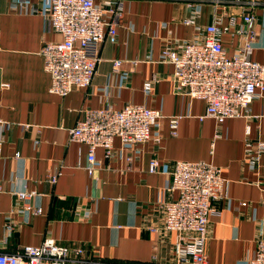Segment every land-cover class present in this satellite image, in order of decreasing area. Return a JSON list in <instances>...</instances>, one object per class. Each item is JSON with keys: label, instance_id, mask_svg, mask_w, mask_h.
<instances>
[{"label": "crops", "instance_id": "crops-1", "mask_svg": "<svg viewBox=\"0 0 264 264\" xmlns=\"http://www.w3.org/2000/svg\"><path fill=\"white\" fill-rule=\"evenodd\" d=\"M106 2L95 0L98 6ZM11 3L0 0V252L53 239L84 250L69 264H173L176 234L150 229L162 227V205L177 199L170 191L174 162L203 161L220 168L226 181L222 215L209 219L208 262L251 259L264 237V153L257 164L246 156L244 130L249 125L250 139L264 142V96L253 100L251 118L217 127L212 119H201L203 101L176 90L173 67L160 62V50L169 41L176 47L190 42L216 11L224 24L235 16L236 30L255 33L250 59L264 65V6L255 8L248 25L242 20L244 8L223 0H124L117 41L102 43L91 86L59 97L48 92L50 77L40 54L44 42L61 40L49 29V0H16L15 8ZM193 16L194 25L185 24ZM242 41L226 34L222 47L232 56ZM115 61L120 62L116 72ZM151 80L152 90L145 93L143 84ZM105 103L116 110L144 106L162 118L143 145L122 146L115 140L109 159L97 149L94 172L88 175L87 147L68 142V130L83 118V110ZM172 117L180 118L176 137L170 136ZM152 160L158 164L155 173L148 170ZM58 172L57 182L50 184L48 174ZM20 191L39 195L31 204L40 206L41 215L21 213L15 195Z\"/></svg>", "mask_w": 264, "mask_h": 264}, {"label": "built area", "instance_id": "built-area-1", "mask_svg": "<svg viewBox=\"0 0 264 264\" xmlns=\"http://www.w3.org/2000/svg\"><path fill=\"white\" fill-rule=\"evenodd\" d=\"M219 1L215 0L216 3ZM223 1L242 6L245 10L242 20L248 25L255 20V8L264 6V0ZM15 2L11 3L12 8H15ZM123 15L124 0H107L103 6H98L95 0H49L46 14L49 29L61 38L59 42H44L40 51L43 69L50 77L49 94L66 97L74 89L91 86L100 62L101 45L105 40L116 43L117 27ZM262 22L264 24V11ZM185 24L194 25V16ZM235 27V16H230L224 24L222 16L215 11L212 22L195 33L190 42L176 47L169 41L160 50V62L173 67L176 90L190 100L203 101L206 108L201 119H212L217 127L226 120L251 118L253 100L264 96V65L250 59L255 33ZM226 34L238 35L243 40L232 56H228L222 47V37ZM119 65V61L113 62L115 72ZM152 87L153 81H147L143 91L149 93ZM82 113L83 118L68 130V142L87 147L84 170L88 175L94 172L97 149H102L104 158L109 159L115 140L122 146L143 145L151 140L152 130L162 118L157 110L133 104L116 110L105 103L98 109H87ZM179 119L169 118L171 137L178 135ZM250 132L247 125L244 150L257 164L264 153V142H253ZM215 137H219L218 133ZM154 141L160 143L159 138ZM126 160L131 163L132 158ZM157 167V162L152 160L148 170L155 173ZM59 176L60 172L48 174V182L55 184ZM171 179L170 191L177 193V199L162 205V227L150 231L176 234L173 264H209L205 244L209 219L222 215L220 203L226 186L222 171L203 161H175ZM15 195L26 218L42 214L40 206L31 204L39 196L36 192L20 191ZM83 255L80 246H60L53 239H45L39 246H24L15 253L0 252V264H69ZM245 264H264V237L257 240L254 255Z\"/></svg>", "mask_w": 264, "mask_h": 264}]
</instances>
